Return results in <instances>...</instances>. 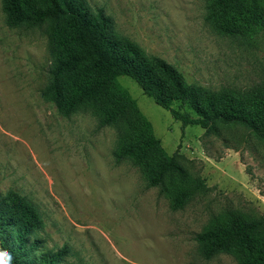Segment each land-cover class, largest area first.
<instances>
[{"label": "rangeland", "instance_id": "obj_1", "mask_svg": "<svg viewBox=\"0 0 264 264\" xmlns=\"http://www.w3.org/2000/svg\"><path fill=\"white\" fill-rule=\"evenodd\" d=\"M87 1L191 82L215 91L264 88V31L251 41L216 33L204 0ZM50 63L47 27L9 28L0 1V196L12 190L34 205L44 248L65 247L62 264H237L225 253L203 258L194 236L227 211L264 214V140L241 129L221 137L183 129L119 76L166 152L178 150L205 181L206 191L173 211L139 167L115 162L116 128L99 127L90 109L63 117L42 98Z\"/></svg>", "mask_w": 264, "mask_h": 264}, {"label": "trees", "instance_id": "obj_2", "mask_svg": "<svg viewBox=\"0 0 264 264\" xmlns=\"http://www.w3.org/2000/svg\"><path fill=\"white\" fill-rule=\"evenodd\" d=\"M0 1L9 28L47 27L51 63L42 98L63 117L90 109L99 127L116 128L115 162L128 159L139 167L147 185L168 197L171 210L206 191L205 181L190 174L178 150L166 152L119 76L135 81L183 129L199 126L216 137L241 129L264 140V88L215 91L191 82L178 67L117 33L104 9L87 0ZM204 2V19L220 35L251 41L264 31V0ZM42 230L40 214L24 196L12 190L0 196V264H62L66 248L45 249ZM194 239L205 259L225 253L237 264H264V214L227 211Z\"/></svg>", "mask_w": 264, "mask_h": 264}, {"label": "clouds", "instance_id": "obj_3", "mask_svg": "<svg viewBox=\"0 0 264 264\" xmlns=\"http://www.w3.org/2000/svg\"><path fill=\"white\" fill-rule=\"evenodd\" d=\"M4 255H5V253L0 252V258H2V259H0V261L3 260Z\"/></svg>", "mask_w": 264, "mask_h": 264}, {"label": "snow or ice", "instance_id": "obj_4", "mask_svg": "<svg viewBox=\"0 0 264 264\" xmlns=\"http://www.w3.org/2000/svg\"><path fill=\"white\" fill-rule=\"evenodd\" d=\"M0 259H2V258H0Z\"/></svg>", "mask_w": 264, "mask_h": 264}]
</instances>
